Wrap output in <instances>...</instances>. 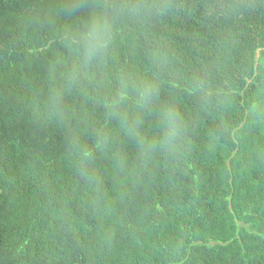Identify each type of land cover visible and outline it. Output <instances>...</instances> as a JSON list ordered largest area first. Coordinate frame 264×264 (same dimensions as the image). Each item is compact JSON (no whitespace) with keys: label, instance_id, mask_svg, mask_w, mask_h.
Listing matches in <instances>:
<instances>
[{"label":"trees","instance_id":"obj_1","mask_svg":"<svg viewBox=\"0 0 264 264\" xmlns=\"http://www.w3.org/2000/svg\"><path fill=\"white\" fill-rule=\"evenodd\" d=\"M0 264H264V0H0Z\"/></svg>","mask_w":264,"mask_h":264},{"label":"clouds","instance_id":"obj_2","mask_svg":"<svg viewBox=\"0 0 264 264\" xmlns=\"http://www.w3.org/2000/svg\"><path fill=\"white\" fill-rule=\"evenodd\" d=\"M111 39L110 28L106 21L94 20L79 34L77 40L86 61L97 57L108 48ZM141 100L146 101L152 92L151 85H143ZM166 128V140L170 141L179 134L178 113L168 109L163 114Z\"/></svg>","mask_w":264,"mask_h":264}]
</instances>
